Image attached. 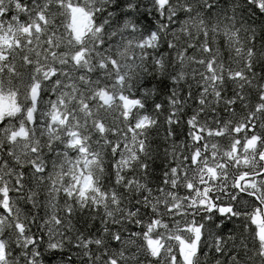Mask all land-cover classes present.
Returning <instances> with one entry per match:
<instances>
[{
    "label": "snow or ice",
    "instance_id": "6c2138e0",
    "mask_svg": "<svg viewBox=\"0 0 264 264\" xmlns=\"http://www.w3.org/2000/svg\"><path fill=\"white\" fill-rule=\"evenodd\" d=\"M0 264H264V0H0Z\"/></svg>",
    "mask_w": 264,
    "mask_h": 264
}]
</instances>
